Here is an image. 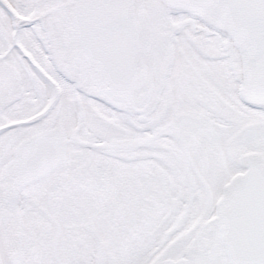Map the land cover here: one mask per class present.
<instances>
[{"label":"snow or ice","instance_id":"1","mask_svg":"<svg viewBox=\"0 0 264 264\" xmlns=\"http://www.w3.org/2000/svg\"><path fill=\"white\" fill-rule=\"evenodd\" d=\"M0 264H264V0H0Z\"/></svg>","mask_w":264,"mask_h":264}]
</instances>
